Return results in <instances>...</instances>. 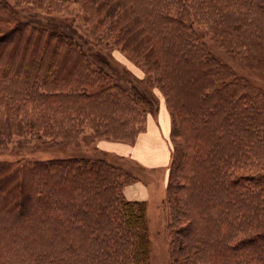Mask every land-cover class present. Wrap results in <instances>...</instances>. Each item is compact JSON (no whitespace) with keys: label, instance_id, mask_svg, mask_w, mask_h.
<instances>
[{"label":"trees","instance_id":"obj_1","mask_svg":"<svg viewBox=\"0 0 264 264\" xmlns=\"http://www.w3.org/2000/svg\"><path fill=\"white\" fill-rule=\"evenodd\" d=\"M145 2L154 8L152 1ZM164 2L166 10L162 8L155 20L150 7H143L140 12L132 0H82L81 7L85 22L100 40L108 35L122 51L142 57L148 66L159 69L168 78L180 77L179 63L210 64L212 61L207 56L208 49L192 33V21L185 17L186 13L195 9L196 14L210 17L219 8L225 11L256 8L264 20V2L255 0H223L212 10L211 0ZM48 10H52L51 5ZM14 15L0 2V104L3 102L8 114L3 128L10 136L8 141L17 137L12 134L23 130V117L29 120L28 128L32 130L36 128L38 113L43 115L53 106L63 115L70 114L62 119L69 135L79 134L89 115L88 108L101 111L97 101L114 97L112 88L103 87L107 72L95 66L87 49L73 38L76 33L73 27L47 26L20 20ZM209 22L211 26V19ZM92 52H98L108 63L101 51ZM175 54L180 57L177 61L171 59ZM193 64L185 66L196 68ZM223 66L229 69L222 63L217 68H203L195 77L199 80L204 73L225 72ZM184 80L198 88L195 96L200 99L190 124L184 113L178 115V130L189 147L178 188L183 191V198L191 195L195 203L187 207L191 222L178 231L177 249L193 256L192 264H264V166L260 161L263 157L260 153L264 154V127L259 125L264 123V101L247 91L242 94L241 88L234 85L225 90L218 86H200L204 79L195 84L192 76ZM118 85L115 87L122 90L126 99L118 111L122 114L124 109L131 110L135 101L121 89V83ZM105 91L107 95L103 96ZM141 97L152 106L148 95ZM93 119L96 118L90 122ZM38 126L50 134L49 128ZM48 135L41 138H49ZM253 159L258 171L238 173L236 168L240 162L250 165L255 163ZM173 163L178 164L176 158ZM9 165L0 164L4 176H12L0 178V216L11 214L19 222L4 229L0 227L2 264H18L10 260L8 253L16 251L20 243L25 247L46 244L47 256L53 249L62 255L73 254L74 248L86 251L88 246L97 244L102 246L101 250L107 249L114 259L100 264H129L130 256V264H149L145 202L121 198L120 190L128 180L122 183L113 178L112 171L118 168L109 161L100 158L36 160L12 170L17 174L29 170L32 175H26L22 181L14 178ZM56 166L63 175H72L58 181L56 190H62L60 196L53 189H44L48 188L49 178L56 177L51 175ZM74 173L79 175L76 177ZM67 178H72L73 183ZM169 187L176 188L174 183ZM26 188H35L34 193L39 195H31ZM77 188L87 189L79 203L73 200ZM67 196L73 206L67 203ZM78 204L89 206L93 216L81 218ZM69 212L72 215L67 219ZM22 250L21 259L15 257L19 264H42L45 256L36 254L37 250ZM124 253L127 257L120 259Z\"/></svg>","mask_w":264,"mask_h":264},{"label":"rangeland","instance_id":"obj_2","mask_svg":"<svg viewBox=\"0 0 264 264\" xmlns=\"http://www.w3.org/2000/svg\"><path fill=\"white\" fill-rule=\"evenodd\" d=\"M132 1L138 5L140 12L143 11V7H150L154 20L162 8L163 11L166 10L164 0H150L154 8L151 5L149 6L145 0ZM220 1L223 0H211V4H209L211 5V10ZM255 1L260 4L264 2V0ZM0 2L10 9V14H15L14 16L20 20H32L39 24L54 27H58L56 25L73 27L76 33L72 37L87 49L86 51L89 53L91 60L95 62L94 65L101 67L104 72H107L106 82L103 87L106 89L112 88L114 94V97L108 100L99 99L97 101L101 111L95 107L88 108L87 112H89V115L87 120L77 135L76 132L69 135L68 126L62 124V119L70 114L64 113L63 115L61 111L57 112L59 110L57 107L53 106L52 108H47L43 115L38 113L37 125L34 124L36 128L32 130L28 128L29 120L23 117L21 123L23 130L20 134H12L17 137L9 141L10 136L3 130L8 121L6 117L8 114H6L4 104L1 102L0 164L10 163L9 169L14 178L22 181L26 175H32L29 170L18 174L13 171L21 169L20 167L36 160L100 158L109 161L119 169L112 171L111 175L113 178L120 180L122 183L126 180L131 182L135 178L129 184L141 182L142 185L149 188L150 193L147 195L141 194L138 197L129 195L131 198L139 199L127 197L125 187L128 182H125V185L120 190V196L124 200L145 202V216L150 243L149 264H192L193 256L183 253L180 247L179 249L182 253L179 252L176 244L177 237H179L178 231L182 229L181 226L191 222L187 207L195 203L191 195L188 198H183L182 194L184 193L178 188L182 184L180 183L182 182L181 172L189 150L187 140L180 135L178 130V115L180 113L183 115L184 113L183 116L189 123L193 117V110L200 98L195 96L198 88L184 79L192 76V82L195 84L204 79L200 81V86L201 84L210 87L218 86L225 90H228L230 85H234L241 88L239 92L241 91L242 94H247V91L264 101V20L259 16L261 11L256 8L245 10L244 7V10L228 9V11L219 8L214 9L210 17H207V15L196 14L195 9H193L190 13L191 18H189L190 14L186 13L185 17L192 21V33L197 40L199 39L203 42L209 52L207 56L212 61L210 64H193L191 61L185 63V65L193 64L196 68L187 67L183 62L179 63L180 77L171 75L168 78L159 69L148 66L142 57L122 51L114 45V41L108 35L105 39L102 38L100 40L99 36L93 31L92 26L85 22L81 7L82 0H58L54 3H49L50 0L37 2L36 0L33 2L27 0H0ZM49 5H51L52 10H48ZM171 6L173 8L177 7L176 5ZM216 7L218 8V6ZM210 19L212 21L211 26ZM102 31H104V27H102ZM101 41L107 47H104ZM93 50L101 51V54L108 59V63L105 59L102 60L100 58L98 52H92ZM179 58L176 54L171 56L174 61L179 60ZM216 60L220 64L225 63L229 66V69L223 66L225 72L212 71L208 75L204 73L197 80L195 76L200 74L203 68L212 69L220 65L216 63ZM119 83L123 86L121 89L127 91L128 95L134 98L135 101V103L133 102L135 106L129 111L128 108L126 109L127 111L124 109L122 114L118 111L125 104L126 99L122 90L120 92L115 87L119 86ZM100 90H103L101 86ZM168 91L169 94H167ZM206 91L204 92L207 93ZM138 92L140 95H136ZM102 95L106 96L107 92L105 91ZM146 95L151 99L152 106H150L148 100L141 97H146ZM164 110L167 111L168 118L165 117ZM161 113H163V118L167 121L165 124L161 120L164 128L165 125L168 126V130H166L167 136L160 124ZM150 116L157 119L158 129L149 121ZM91 118L96 119L90 122ZM263 124L259 125L264 127ZM38 125L43 128H49L50 134L48 135V132L40 130ZM96 128L99 130L96 131ZM12 131H15L14 127ZM152 132H160L163 135L170 151L168 163L161 162L146 165L141 162L144 157L136 152L137 146H141L140 143L144 140L143 138L150 137ZM128 134H131V136ZM42 135H48L49 138L46 136L41 138ZM154 147L160 149L159 143H154ZM260 154L264 157V154ZM263 157L260 161L261 165L264 166ZM175 158L178 164L173 163ZM82 160L83 164H85V160ZM254 161L255 163L250 165H242L240 162L236 170L238 169V173L256 172L258 167L256 160ZM178 166H180L179 169H177ZM27 167H31V165ZM53 170L55 171L51 175H56L57 178L51 176L48 188H44L49 189V191L51 189L57 191L58 181L72 176L63 175V172L57 166ZM67 171L73 172L71 170ZM74 174L76 177L79 175L78 173ZM6 177L12 176H4V173L0 171V178L5 179ZM80 177L85 179L84 176L80 175ZM68 180L73 183L72 178ZM65 183L69 182L65 181ZM172 183L175 184L176 188L169 187V184ZM35 188H29L28 190L26 188V192L32 195L35 192ZM61 192L62 190H58L56 193L60 196ZM75 192L76 196L73 200L79 203L80 197L85 195L87 189L84 188L80 191L77 188ZM38 195V193H34V196L37 197ZM62 199L64 200V198ZM62 199L60 198V200ZM66 199L69 205L73 202L69 196ZM34 205L37 208V202ZM78 205H80L79 216L81 218L93 216V211L89 206L85 204ZM16 214L13 213L15 216ZM70 215H72L70 212L67 213L66 218L69 219ZM17 221L11 214L0 216V227L3 229L5 226L10 227V225L17 224L19 222ZM89 221L87 220V222ZM45 246L46 244L25 247L24 244L20 243L16 248L17 252L12 250L11 253H8V256L11 261L19 264L20 262L15 259H21L22 249L25 248L28 252L37 250L36 254L44 255L45 257L41 260L42 264H100L104 260L114 261L110 254L107 253L108 250H101L102 246L97 244L88 246L89 248L86 251H79L78 247L77 250L74 248L73 254L62 255L57 253L56 249H53L49 251L48 256L46 255L48 247ZM122 257L124 260L127 257V253L119 256L120 259ZM22 259L26 258L23 257ZM73 260L74 262L72 263ZM130 260L131 256L129 257V264ZM1 262L0 264H2Z\"/></svg>","mask_w":264,"mask_h":264},{"label":"crops","instance_id":"obj_3","mask_svg":"<svg viewBox=\"0 0 264 264\" xmlns=\"http://www.w3.org/2000/svg\"><path fill=\"white\" fill-rule=\"evenodd\" d=\"M164 115L166 118L167 117V111L164 110ZM169 115V114H168ZM149 121L152 123L153 126H155L156 129H158L157 127V123L156 120L153 116L149 117ZM170 118V117H169ZM161 120L166 124L167 121L165 118H163V113H161L160 116V124L162 125L164 131H165V135L167 136V131L168 130V126L165 125V128L161 122ZM144 139V140H143ZM140 143L141 146H137L136 152L144 157L142 158L141 162H143L144 164H155V163H161V162H167L169 161L170 158V151H169V147L166 144V141L163 137V135L160 132H152L150 137H145L143 138ZM154 143H159L160 145V149H156L154 147ZM136 154V155H138ZM125 192L128 198L130 199H139V198H131V196L129 195H136V197H138V195L144 194L147 195L149 192V188L147 186L142 185L141 182H137L134 184H128L125 187Z\"/></svg>","mask_w":264,"mask_h":264}]
</instances>
